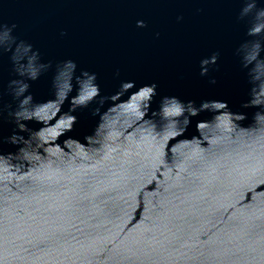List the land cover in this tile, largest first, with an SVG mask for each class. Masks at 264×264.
I'll use <instances>...</instances> for the list:
<instances>
[{"label": "water", "instance_id": "water-1", "mask_svg": "<svg viewBox=\"0 0 264 264\" xmlns=\"http://www.w3.org/2000/svg\"><path fill=\"white\" fill-rule=\"evenodd\" d=\"M243 4L0 0V26L15 24L17 37L9 51L0 48V105L14 106L8 84L19 79L11 56L20 40L52 63L26 81L40 109L26 143L6 142L13 125L0 118V264H264V121L217 109L197 133L195 121L211 113L172 136L174 128L138 115L146 98L131 93L156 82L153 108L165 95L226 99L234 111L249 92L254 107L264 102V61L249 83L237 52ZM217 50L218 66L202 77L201 59ZM67 59L77 75L97 73L104 96L124 80L136 88L78 108L69 131V103L52 88ZM97 107L101 116L92 115Z\"/></svg>", "mask_w": 264, "mask_h": 264}, {"label": "clouds", "instance_id": "clouds-1", "mask_svg": "<svg viewBox=\"0 0 264 264\" xmlns=\"http://www.w3.org/2000/svg\"><path fill=\"white\" fill-rule=\"evenodd\" d=\"M179 19H182L180 17ZM239 19L247 22L246 39L241 43L237 52L241 56V63L244 69H247L249 83L253 79V68L259 61H264V0H244V4L239 14ZM144 20L137 21V27H146ZM15 24L10 27L7 24L0 26V35L7 37V42L0 44V48L4 51L11 49L12 43H15L17 37L13 35ZM159 35V33H157ZM220 51H214L211 55L201 59L202 77L209 76L210 69L213 65L218 66L220 60ZM11 59L14 65V71L19 79H12L8 84V94L11 96L12 104L0 105V118L7 119L13 125L11 135L5 137V141L20 148L26 143V136L31 135L29 122L39 117L40 109L32 104V96L28 92L29 83L26 81H35L51 68V61L42 62L39 50H34L33 45L20 40L16 45L15 51L12 53ZM77 62L67 59L56 65V71L52 78V88L58 91L59 97L69 103V111L72 116L69 118L68 129L72 131L78 121V116L73 114L78 108L88 107L91 103L99 98V104L103 106L109 100L116 101L121 94L129 92L136 88L135 80L121 81L119 90L111 94V96L102 95V89L98 83V74L90 72L87 69H81L77 75ZM119 73L117 72V75ZM209 82L213 85L217 83L214 76L209 77ZM159 85L156 82L145 84L138 88L140 97L146 98L143 104L144 111L138 115L141 118L147 116L150 119H156L165 124L166 127L174 128L172 136H185L193 125V118L198 117L201 113H211L209 118L198 119L195 121V133L203 128L207 122L213 118L217 109H230L236 114V119L245 122L264 121V102L253 106V94L249 92V96L241 104L244 110L234 111L230 102L226 99H204L197 104L196 100H182L179 96H162L159 105L152 107L154 98L159 95ZM75 95H72L73 92ZM247 109H254L251 116ZM5 113L7 114L5 116ZM92 115H100V108L93 110ZM194 133V134H195ZM193 135V134H192ZM90 134L85 136L87 140Z\"/></svg>", "mask_w": 264, "mask_h": 264}]
</instances>
